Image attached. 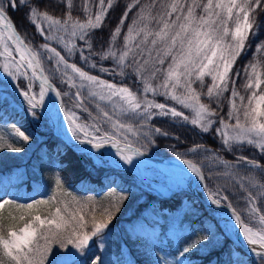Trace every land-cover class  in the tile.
Wrapping results in <instances>:
<instances>
[{
  "label": "rangeland",
  "instance_id": "1",
  "mask_svg": "<svg viewBox=\"0 0 264 264\" xmlns=\"http://www.w3.org/2000/svg\"><path fill=\"white\" fill-rule=\"evenodd\" d=\"M141 1L143 6L139 4L138 14L128 21L125 31L121 33L118 29L101 49L103 56L111 53L116 63L141 80V84L134 82L131 86L108 83L73 61L77 52L80 59L93 65L94 58L88 56L94 55L90 52L82 56L81 52L87 46L85 33L91 25L89 18L79 21L37 14V26L43 36V40L36 43L41 65L49 77L58 78L70 99L65 108L67 114L62 119L63 129L76 139L102 142L114 137L121 142H135L141 148H153L158 141L148 121L155 114L156 97L160 96L168 101L169 115L212 135L213 141L220 139L230 148L247 143L263 149L264 95L258 90L260 70L251 67L239 71L232 66L250 26L247 16L235 17L236 6L246 7L244 3L217 0V6L222 8L215 17L207 1H200V6L194 4V0ZM110 2L99 0L97 8L101 17ZM2 3L0 0L1 8ZM230 22L233 24L229 26ZM0 32H3L2 27ZM22 91H31L35 97L40 93L36 79H32L25 66H19L16 49L8 38L1 36L0 97L19 106L35 127H48L43 111L29 97L23 96ZM225 94L226 117L216 120L212 109L202 99L208 95L216 102L217 96ZM194 149L198 160L201 157L212 159L210 163L216 169L228 167L223 162L220 164L216 155L212 157L215 154L212 148ZM88 154L84 157L86 168L91 172L96 168L127 169L146 189L166 196L185 188L182 180L169 184L166 174L148 161L129 158L118 151ZM190 167L198 179L196 185L200 186L197 169ZM240 170L239 166L229 168L238 180L236 184L221 186L212 179L209 189L217 194L216 199L219 196L239 204L246 224L264 236V182L241 177ZM217 175L221 176L216 172L213 177ZM0 190L3 191L1 199L8 186L0 183ZM68 208L67 205L66 210ZM45 212L36 213L29 222L10 228L6 235L0 236V264H97L100 253L91 252L96 249L105 252L114 237L111 234L121 235L119 229L110 230L107 222H97L79 231L73 243L60 249L56 247L55 236L61 229L63 212L58 207ZM218 223L233 239L230 222ZM252 241L264 245V239L259 237ZM145 253L156 263L176 264L174 255L168 254L161 245H151ZM258 262L264 264V257Z\"/></svg>",
  "mask_w": 264,
  "mask_h": 264
},
{
  "label": "trees",
  "instance_id": "2",
  "mask_svg": "<svg viewBox=\"0 0 264 264\" xmlns=\"http://www.w3.org/2000/svg\"><path fill=\"white\" fill-rule=\"evenodd\" d=\"M110 1L102 17L97 8L99 0H3L1 5L37 58L36 43L43 40L36 22L38 13L79 21L89 18L91 25L85 33L87 46L81 52L82 56L90 52L94 55L88 56L94 58L93 65L80 59L77 52L73 58L75 64L108 83L141 84L132 71L115 62L111 53L103 56L101 49L118 29L121 33L125 31L128 21L138 14L139 4L142 7L144 3L141 0L138 3ZM200 1L208 2L215 17L222 8L217 6V0H194V4L200 6ZM238 1L244 3L247 11L244 6H236L235 17L247 16L250 26L232 66L239 71L251 67L259 69L258 90L264 95V0ZM50 79L60 90L67 108L70 99L63 86L58 78L50 76ZM225 96H217L216 102L208 95L202 99L212 109L216 120L226 117ZM156 100L155 114L148 123L158 145L143 149L191 158L202 170L205 188L215 197L217 194L209 189L212 179L226 187L238 182L229 171L231 167L242 168L241 177L264 182V148L247 143L225 147L220 139L213 141L212 135L169 115L165 97L158 96ZM198 147L212 148L215 151L212 157L216 155L219 163L229 168L216 169L210 163L212 159L199 157L198 160L193 152ZM96 153L103 154V151ZM87 155L88 152H78L56 137L49 125L44 129L35 127L26 112L0 97V183L8 186L0 199V236L6 235L10 228L29 222L36 213L43 215L58 207L64 217L55 236L56 247L60 249L73 243L79 231L97 222H107L110 230L121 231V235L111 234L114 237L105 252L99 249L91 252L100 253L97 264H159L145 253L151 245L164 247L168 254L174 255L176 264H259L258 260L264 257L245 252L222 231L221 225L192 194L179 191L163 196L146 189L143 182H136L139 179L127 169L96 168L91 172L86 168ZM216 172L221 176L213 177ZM218 198L240 212L239 204ZM240 215L246 222L241 212Z\"/></svg>",
  "mask_w": 264,
  "mask_h": 264
},
{
  "label": "water",
  "instance_id": "3",
  "mask_svg": "<svg viewBox=\"0 0 264 264\" xmlns=\"http://www.w3.org/2000/svg\"><path fill=\"white\" fill-rule=\"evenodd\" d=\"M0 14L5 17L9 25L6 24L3 21H0V27H2L7 32V38L10 40V42H17L21 48L24 49L26 55L29 58V61L32 65V67L36 70L35 75H32L33 79H36L38 85L40 94L43 92L42 87L47 86V88L50 90L53 99L55 100V117L52 120H50L49 115L46 111H44L41 106L40 109L43 111L44 117L49 122L51 132L57 137H60L64 142L68 144V146H71L72 148L81 151H118L120 153L126 154L127 156L135 157L138 159H142L145 161H149L153 165L157 167V164H177L180 167L184 168L188 172V177L191 179L190 186H186L184 189L185 192L192 194L196 199L200 200L202 202L204 208L206 211H208L213 217L216 218V221H218V218L213 214V212L210 210L212 207H218L221 209L228 210L231 216V220H233L232 231L234 232V241H237L238 244L245 250L252 254H262L264 255V246L263 245H251L245 243L243 241V234L242 229L245 226H248L244 223V221L241 219L240 213L234 208L231 207L229 204L225 203L224 201H220L219 199H216L210 192L205 189L204 186V179L201 169L197 166V164L191 160L190 158H184L179 155H160V154H154L152 152L147 151L146 149H142L136 144H131L129 142H121L114 137L109 138L107 140H102V142L95 141V140H88V139H76L73 137L66 136L65 132H63L62 129V115L65 112L64 110V103L61 98V94L59 89H57L54 82L48 77L47 73L42 68L39 59L37 58L35 52L32 50V48L29 47V45L26 43L25 39L21 37L20 33L18 32L17 28L14 25V22L12 18L0 7ZM17 52V51H16ZM17 58L21 61L20 57L17 54ZM26 69H29V66L25 64ZM30 71V69H29ZM31 73V71H30ZM39 94V95H40ZM34 99V98H33ZM190 166H193V168H196L198 171V178L200 186L199 188L202 190V195H198L196 191L194 190V184L197 182L196 174L192 170ZM249 227V226H248Z\"/></svg>",
  "mask_w": 264,
  "mask_h": 264
},
{
  "label": "bare ground",
  "instance_id": "4",
  "mask_svg": "<svg viewBox=\"0 0 264 264\" xmlns=\"http://www.w3.org/2000/svg\"><path fill=\"white\" fill-rule=\"evenodd\" d=\"M0 21H3L9 25L8 20L5 17H3L1 14H0ZM1 36H4L7 38V32L3 30V32H0V37ZM12 45L16 49L17 54L21 59V63H19V66L22 67V65L24 66L25 64H27L29 66L31 74L35 75L36 70L32 67L29 59L26 56L24 49L21 48V46L17 42H12ZM42 90L43 92L41 94L39 93L40 95L36 97L32 94V92L29 94L27 92H24L23 95L24 96L28 95V97L31 99V101L34 102L35 105H38L39 107L41 106V108L48 113L50 120L53 121L55 117V112H56L55 111V100L53 99V96L50 90L47 88V86H43ZM65 116L66 114L64 113L62 115V119H64ZM63 132H65L66 136L68 137L71 136V134H69L64 129H63ZM128 157L131 158V156H128ZM133 158L136 160H139L138 158H136V156ZM157 167L166 174L167 180H169V184H171V182L173 181L179 182L182 180L186 186H190L191 179H189L188 172L186 169L174 163L167 164V165L158 163ZM194 190L196 191L198 195L200 196L202 195V190L196 184H194ZM210 210L213 212V214H215V216L218 218L219 221H222V222L229 221L230 224L233 225V220H231V216L228 210L221 209L218 207H212V209ZM242 230H243L242 231L243 241H245V243L251 244V245H261L259 242L252 241V239L256 237H259L260 239H264V236L261 234V232H258L257 230H254L248 226H245Z\"/></svg>",
  "mask_w": 264,
  "mask_h": 264
}]
</instances>
